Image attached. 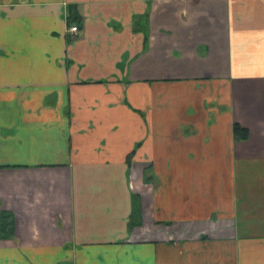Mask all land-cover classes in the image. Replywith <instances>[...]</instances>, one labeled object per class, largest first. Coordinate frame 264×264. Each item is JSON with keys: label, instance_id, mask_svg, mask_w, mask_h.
I'll use <instances>...</instances> for the list:
<instances>
[{"label": "crops", "instance_id": "0c3cea01", "mask_svg": "<svg viewBox=\"0 0 264 264\" xmlns=\"http://www.w3.org/2000/svg\"><path fill=\"white\" fill-rule=\"evenodd\" d=\"M0 211V264H264V0H0Z\"/></svg>", "mask_w": 264, "mask_h": 264}, {"label": "trees", "instance_id": "16d2710c", "mask_svg": "<svg viewBox=\"0 0 264 264\" xmlns=\"http://www.w3.org/2000/svg\"><path fill=\"white\" fill-rule=\"evenodd\" d=\"M233 134L236 140H246L248 137V131L238 123L233 125ZM13 225V215L10 212L0 211V238L11 236Z\"/></svg>", "mask_w": 264, "mask_h": 264}, {"label": "built area", "instance_id": "2783aa9c", "mask_svg": "<svg viewBox=\"0 0 264 264\" xmlns=\"http://www.w3.org/2000/svg\"><path fill=\"white\" fill-rule=\"evenodd\" d=\"M77 30H78V27L76 25H72V26L69 27V31L71 33H76Z\"/></svg>", "mask_w": 264, "mask_h": 264}]
</instances>
